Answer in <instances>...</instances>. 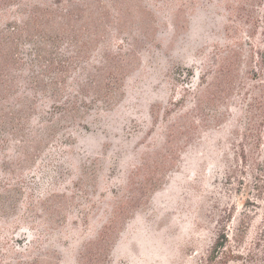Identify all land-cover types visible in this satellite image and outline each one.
<instances>
[{"label": "rangeland", "instance_id": "374dc122", "mask_svg": "<svg viewBox=\"0 0 264 264\" xmlns=\"http://www.w3.org/2000/svg\"><path fill=\"white\" fill-rule=\"evenodd\" d=\"M263 50L264 0H0V264H247Z\"/></svg>", "mask_w": 264, "mask_h": 264}, {"label": "trees", "instance_id": "16d2710c", "mask_svg": "<svg viewBox=\"0 0 264 264\" xmlns=\"http://www.w3.org/2000/svg\"><path fill=\"white\" fill-rule=\"evenodd\" d=\"M260 57H261V60H262V65H264V50L259 53ZM113 221L110 225H108L106 227V230H104L102 233H100L98 239L92 241L88 246H86V249H87V253L84 255L85 258H87L88 254H90L92 252V249L93 248H97L98 247L100 248V246H104V242H106L108 240V237L110 235V233L112 232L113 228H114V225H113ZM32 236L34 234H31ZM264 237V236H263ZM261 237L256 243H255V246L252 248V250H250L248 253H247V258L245 259L248 263L247 264H264V248H262L260 245H261V241H264V238ZM228 241V236L226 234H224L223 236V239L222 240H219L217 243H216V246H215V250L216 251H219L220 249H223L226 247V243ZM29 242V241H28ZM27 245V242L24 243V245ZM261 248L262 249V256H259V254L256 253L255 251V248ZM230 255H234V253L231 252ZM239 256H243L242 254ZM97 257V255H96ZM100 259V257L98 258V260Z\"/></svg>", "mask_w": 264, "mask_h": 264}]
</instances>
